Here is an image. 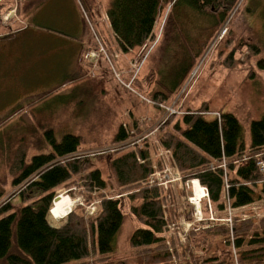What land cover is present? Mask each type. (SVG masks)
<instances>
[{"label":"trees","instance_id":"1","mask_svg":"<svg viewBox=\"0 0 264 264\" xmlns=\"http://www.w3.org/2000/svg\"><path fill=\"white\" fill-rule=\"evenodd\" d=\"M237 2L109 0L106 14L110 29L125 54L154 38L157 17L163 9L169 10L167 26L173 36L181 33L184 11L208 16L212 22L211 32L199 40L198 50L185 44L187 57L178 83L170 86L160 80L150 92V101L165 104L176 95ZM246 46L258 53L254 45ZM234 55L231 51L227 61L240 63ZM258 65L264 69V61ZM206 110L170 116L160 127L154 152L160 149L184 182L198 180L207 189L212 206L225 217L223 212L228 207L238 210L264 199V177L258 168V163L264 162V111L260 119L250 122L246 140L242 122L234 113H221L220 118L209 120ZM16 113L24 118L31 112ZM144 124L134 118L131 126L121 125L114 137V143L121 147L110 156L109 166L118 191L124 195L119 199L106 195L108 184L102 170L94 166V156L81 152L79 136L67 134L58 140L52 130L47 131L46 140L34 148L38 152L34 156L29 155L34 142L29 140L28 125L15 128L16 136H0V166L8 165L11 179V185L0 179V264H130L124 259H113L125 222L126 205L132 217L143 220L144 226L137 227L129 239L135 253L132 264H264V218L257 221L237 215L232 228L205 229L204 225L196 224L185 234L186 242L183 241L184 232L177 225L171 227L177 223L175 207L181 198L172 188L169 191L153 179L151 144L136 149L127 143L133 132V135L143 132ZM9 185L14 190L12 196ZM61 187L75 188L74 191L78 188L88 194L98 192V214L86 219L75 211L62 226L51 225L50 210L56 190ZM15 198L19 200L18 209L13 202ZM69 205L67 198L59 197L54 210L63 214ZM185 212V218L193 219L192 209L186 208ZM214 241L228 252L214 251L213 247H217Z\"/></svg>","mask_w":264,"mask_h":264},{"label":"rangeland","instance_id":"2","mask_svg":"<svg viewBox=\"0 0 264 264\" xmlns=\"http://www.w3.org/2000/svg\"><path fill=\"white\" fill-rule=\"evenodd\" d=\"M20 1L10 0L9 4L17 2L19 8L21 6ZM78 1L82 8H76V13H80L77 14V17L79 18L81 15L90 37L97 46L93 53H97L100 58L107 61V68L113 79L112 83L116 86V91L120 93V102H117L116 107L104 105L101 102L97 103V98L92 100L90 96H84L89 93L88 89H79L75 91L73 98L71 97L73 101L70 104L59 103V107L52 105L50 107L53 109L48 113H43V105L38 106V109L41 108L42 111L37 112L34 116H39V121L32 123L20 121L16 116L6 122L3 119L12 115L17 109L9 110L8 107L13 105L12 96L0 89V136H16L14 131L17 129L15 128L28 125L26 128L31 133L29 140L34 142L30 154L28 153L30 156L38 154L34 148L40 146L41 144L38 143H42V140H46L45 133L47 131L52 130L58 140L67 134L79 136L82 141L81 152L85 155L90 153L94 156V166L102 170L103 177L108 184L106 195L119 199L124 195L118 191L109 166L110 156L114 155L113 152L121 147L114 143V137L121 125L131 126L133 119L139 118L145 123L144 130L135 135L133 132L130 141L127 143L129 146L137 147L136 149L145 143L151 144L154 153L155 175L153 177L155 178L153 179H157L161 183L167 180L172 181L173 185L169 186L168 184L166 188L169 191L171 188V190L175 188L173 191L181 198L178 207L171 204L178 210L175 218L178 221L176 225L180 231L188 234L196 224L204 225L205 229H214L218 226L232 228L233 220L237 215L241 219L247 216L253 217L257 221L263 219L264 199L252 206L245 207L246 209L232 210L228 207L223 212L225 217L220 216L219 211L208 201L201 204L207 200V198L205 200L203 198L206 193L205 188L198 183L193 185L192 182H189L190 180L182 181L181 174L174 164L170 161L167 162L160 149L154 152V148L157 147L160 127L164 124L165 119L176 114L182 116L188 111H198L205 108H207L205 112L209 111L206 114L209 120L214 119L217 114L234 113L242 122L245 138L248 140L250 122L260 119L264 111V69L258 65L260 61H264V0H238L228 19L207 45L204 53L197 60L195 68L182 83L176 95L167 103L159 105L148 102L150 101L148 99L150 92L160 80L170 86L178 83L183 69L182 63L187 57L185 44L187 43L194 51L199 49V40L207 37L212 29V22L209 17L200 16L190 10L182 12L181 33L178 36H173L169 34L167 26L169 10L163 9L157 17L154 40H149L145 48L137 49L127 55L119 48L120 52L124 54L120 55L117 43L112 40L113 34L106 14L109 0ZM9 21L4 22L9 23ZM0 25H2L1 17ZM16 25H19V22ZM227 41H230V44H227ZM108 42L111 43V46ZM248 44L254 45L258 49V53L246 46ZM112 45L114 50L109 49ZM102 48L103 52H100ZM231 51H234V57L240 63L233 64L227 61L226 58ZM88 54L84 56L85 59ZM91 61H94V58ZM100 83L91 84L96 90L98 86H101ZM80 102L81 105H77ZM44 115L45 117H43ZM55 116H61V118L54 122L53 117ZM9 175L8 165L2 164L0 166V179L6 180L7 185L11 183ZM10 185L8 190L12 196L14 190ZM74 189L61 187L56 190V197H65L73 201V207L69 214L76 211L86 219L95 217L99 212L100 204V201L97 200L98 192L88 194L78 188L75 191ZM13 202L18 209L19 200L15 198ZM69 203L71 202L69 201ZM190 207H202L206 221H197L194 215L193 219L185 218L187 215L185 209ZM123 210L126 216L125 222L116 241L117 254L113 259H124L132 264L135 253L131 250L129 239L137 227L144 226L143 220L132 217L128 205ZM181 212L184 214L182 215ZM69 214L58 220L51 218L49 222L55 227H60ZM179 216L181 217L179 218ZM174 226L172 227L175 228L176 226ZM183 241L186 242V235L183 236ZM214 243L217 246L213 247L214 251L217 249L221 252L224 250L228 252L225 246L216 241ZM233 258H235L234 252Z\"/></svg>","mask_w":264,"mask_h":264},{"label":"crops","instance_id":"3","mask_svg":"<svg viewBox=\"0 0 264 264\" xmlns=\"http://www.w3.org/2000/svg\"><path fill=\"white\" fill-rule=\"evenodd\" d=\"M80 6L78 0H21L19 18H12L9 23L3 21L9 8H0V89L12 96L9 110L31 112L23 118L15 111L10 119L17 116L20 121H38L40 117L34 116L42 111L38 106L43 105V113H48L52 105L70 104L79 89H88L84 96L97 98V103L116 107L120 102L106 60L84 58L97 46L81 15L77 17L80 13H76V8L81 9ZM112 40L120 52L114 36ZM109 49L114 50L113 45ZM98 82L101 86L95 90L92 85ZM60 118L55 116L53 121Z\"/></svg>","mask_w":264,"mask_h":264},{"label":"built area","instance_id":"4","mask_svg":"<svg viewBox=\"0 0 264 264\" xmlns=\"http://www.w3.org/2000/svg\"><path fill=\"white\" fill-rule=\"evenodd\" d=\"M5 1L7 0H0V4L1 3H4ZM15 3V7L13 10H11V12L8 14V16L6 17V19H8L11 15H15V12H16V8H17V2H14ZM100 52H103V48L100 49ZM99 55L97 53H91L87 56V58H97ZM108 152V151H107ZM91 155V154H90ZM92 156V155H91ZM258 168H259V171L261 173V175L264 177V162H259L258 163ZM196 183L193 182V185H195ZM205 195L207 196V193H205ZM197 209V212H196V219L198 221H201L202 220V217H201V213L198 211L199 207H196Z\"/></svg>","mask_w":264,"mask_h":264},{"label":"bare ground","instance_id":"5","mask_svg":"<svg viewBox=\"0 0 264 264\" xmlns=\"http://www.w3.org/2000/svg\"><path fill=\"white\" fill-rule=\"evenodd\" d=\"M232 16V15H231ZM99 47V46H98ZM98 50V49H97ZM99 51V50H98ZM142 142H143V140H142ZM144 143V142H143ZM115 153V152H114ZM107 155V154H106ZM100 156V155H99ZM108 156H109V154H108ZM145 161H147V160H145ZM147 164V163H146ZM158 186V185H157ZM161 187V186H160ZM69 200V199H68ZM71 203H70V205H69V208H68V210L67 211H65L63 214H59L57 211H55L54 209H55V207H54V205H53V207H52V210H51V218L53 219V220H58V219H62L63 217H65V216H67V214H69L70 212V210H72V207H73V201H71V200H69ZM239 209H241V208H239ZM246 209V208H245ZM57 224V223H56Z\"/></svg>","mask_w":264,"mask_h":264},{"label":"water","instance_id":"6","mask_svg":"<svg viewBox=\"0 0 264 264\" xmlns=\"http://www.w3.org/2000/svg\"><path fill=\"white\" fill-rule=\"evenodd\" d=\"M58 201V198L55 199V203Z\"/></svg>","mask_w":264,"mask_h":264}]
</instances>
